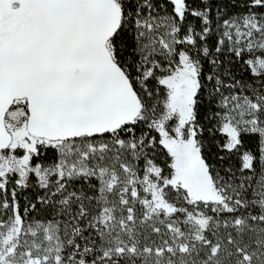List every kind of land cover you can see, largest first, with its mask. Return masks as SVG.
<instances>
[{
	"label": "snow or ice",
	"instance_id": "6c2138e0",
	"mask_svg": "<svg viewBox=\"0 0 264 264\" xmlns=\"http://www.w3.org/2000/svg\"><path fill=\"white\" fill-rule=\"evenodd\" d=\"M0 264H264V0H0Z\"/></svg>",
	"mask_w": 264,
	"mask_h": 264
}]
</instances>
